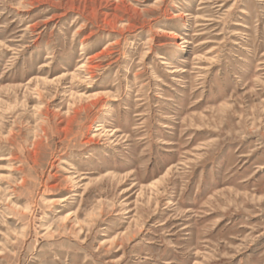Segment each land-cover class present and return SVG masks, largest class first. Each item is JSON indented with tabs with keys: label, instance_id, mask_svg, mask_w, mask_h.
<instances>
[{
	"label": "rangeland",
	"instance_id": "obj_1",
	"mask_svg": "<svg viewBox=\"0 0 264 264\" xmlns=\"http://www.w3.org/2000/svg\"><path fill=\"white\" fill-rule=\"evenodd\" d=\"M0 264H264V0H0Z\"/></svg>",
	"mask_w": 264,
	"mask_h": 264
},
{
	"label": "bare ground",
	"instance_id": "obj_2",
	"mask_svg": "<svg viewBox=\"0 0 264 264\" xmlns=\"http://www.w3.org/2000/svg\"><path fill=\"white\" fill-rule=\"evenodd\" d=\"M185 16H187V15H185ZM184 43H190V41L186 38L185 40H184ZM85 64V63H84ZM83 64V66H85ZM83 68V67H82ZM172 72H174V71H172ZM176 73V72H175ZM96 131H100V129H96ZM74 167H72V169H73ZM66 199L65 198H63V199H61V202H64Z\"/></svg>",
	"mask_w": 264,
	"mask_h": 264
}]
</instances>
